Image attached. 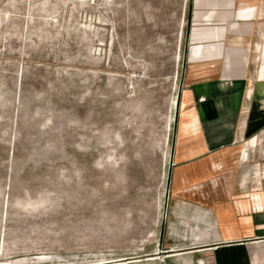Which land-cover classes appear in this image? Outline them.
<instances>
[{
  "label": "rangeland",
  "instance_id": "374dc122",
  "mask_svg": "<svg viewBox=\"0 0 264 264\" xmlns=\"http://www.w3.org/2000/svg\"><path fill=\"white\" fill-rule=\"evenodd\" d=\"M199 4L0 0V264L190 260L168 251L194 228L172 172Z\"/></svg>",
  "mask_w": 264,
  "mask_h": 264
},
{
  "label": "crops",
  "instance_id": "0c3cea01",
  "mask_svg": "<svg viewBox=\"0 0 264 264\" xmlns=\"http://www.w3.org/2000/svg\"><path fill=\"white\" fill-rule=\"evenodd\" d=\"M199 5L172 172L175 217L194 228L168 253L189 255L186 264H264V0Z\"/></svg>",
  "mask_w": 264,
  "mask_h": 264
}]
</instances>
